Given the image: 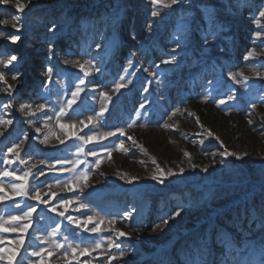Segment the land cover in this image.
<instances>
[{
    "label": "rangeland",
    "instance_id": "obj_1",
    "mask_svg": "<svg viewBox=\"0 0 264 264\" xmlns=\"http://www.w3.org/2000/svg\"><path fill=\"white\" fill-rule=\"evenodd\" d=\"M22 2L28 7L21 14L20 31L0 26V58L16 55L14 67L9 68L19 73L18 80L12 81L5 70L7 83L15 86L10 94L0 92V118L13 121L0 125L4 132L0 136V195L9 197L0 201V217L19 216L25 203L38 204L13 193L11 184L21 181L3 176L5 169L17 177L29 168L33 174L43 170V176L27 178L28 186H39L49 205H38L26 232L0 231L5 256L0 264H26L29 258L37 264L41 257L31 253L38 248L54 253H43L42 264H109V256L119 257V249L108 248L117 230L131 235L119 238L127 255L111 264H264V32L259 39L255 36L264 29V18L258 17L264 0H180L172 9L154 6L152 0ZM154 8L160 9L161 16L152 17ZM15 15L12 4L0 5V18ZM210 17L223 30L213 27L216 38L202 53L200 32L208 30ZM53 24L55 29L49 31ZM12 35L20 36L15 44ZM182 35L187 39H180ZM177 40L181 47L176 61L161 63ZM49 44L54 50L51 59ZM253 48L257 55L246 60ZM66 60L84 64L88 75ZM48 65L54 70L51 82L45 76ZM145 68L157 75L150 76ZM229 73L236 74L239 83ZM121 76L124 83L132 82L117 93L114 85L121 82ZM80 79L85 80L84 91L69 108ZM0 87L7 84L0 81ZM221 100L225 103L220 104ZM9 102L11 108L5 109L3 105ZM42 103L51 107L31 116L18 111L21 104L35 110ZM61 107L65 114L58 117ZM105 107L103 116L96 117ZM120 128L124 136L116 131ZM107 132L116 135L105 136ZM93 134L86 145L77 139ZM45 136L47 142L41 143ZM129 136L142 147L133 145ZM21 140L18 159L8 149ZM121 140L128 152L116 149ZM81 146L84 151L78 152ZM106 149L114 150L109 156ZM225 149L247 155L242 160L222 156ZM89 150L97 156L88 155ZM57 160L71 163L60 165ZM77 161L82 163L73 169ZM192 164L197 167L193 169ZM157 165L165 173L169 169L179 173L181 167L185 171L161 177L164 182L160 183L151 178L158 174ZM205 166L207 171H203ZM61 167L71 171H60ZM85 172L86 181L71 179ZM61 199L69 203L61 206ZM81 203L86 207L81 208ZM53 205L55 212L50 211ZM126 212L132 213L131 218H124ZM67 216L79 220V225L69 224ZM88 216L93 220L85 225ZM113 217L115 223L110 224ZM16 223L23 226L27 221L11 222V226ZM57 224L61 233L54 240L65 246L59 251L51 242L40 243ZM156 225L160 227L153 231ZM93 227L99 230L92 232ZM21 236L22 245L18 243ZM65 236L74 246L103 243L95 251L89 248L80 255L77 249L61 259L68 247Z\"/></svg>",
    "mask_w": 264,
    "mask_h": 264
},
{
    "label": "snow or ice",
    "instance_id": "obj_2",
    "mask_svg": "<svg viewBox=\"0 0 264 264\" xmlns=\"http://www.w3.org/2000/svg\"><path fill=\"white\" fill-rule=\"evenodd\" d=\"M30 2H31V0H29V3ZM179 3H180V0H152V4L154 6L155 5H159V6H161L164 9H172L174 5H177ZM9 4H12L14 6V8L16 9L17 15L12 17L11 19H9V18H0V26H9L10 25V27L12 29H15L16 32H19L21 27H22V25L19 23V21L22 19V15L21 14L24 13L25 8L28 7V4L22 2V0H0V5H5L6 6V5H9ZM237 6H243V5H237ZM151 15H152V17L161 16L160 9L159 8H154L152 13H151ZM258 17L259 18H264V7H260L258 9ZM253 19L256 21V23H259V19L256 16H254ZM55 27H56V25L53 24L52 28H50L49 31H53L55 29ZM213 27H215L216 31H222L223 30V25L215 24L214 23V18L213 17L209 18L208 30L200 32V39H201L202 43L199 46H200V49H201L202 53L203 52H207L208 48L211 47V41L215 40V38H216V32H214L212 30ZM151 28H152V25L149 24L148 25L149 31L151 30ZM196 31H199V30L197 29ZM262 32H264V29H262L261 31H257L255 33V36H256L257 39H259L261 37ZM10 39H11V42L13 44H15L17 41L20 40V36L19 35H12L10 37ZM132 39H135V35L134 34L132 35ZM180 39H187V36L182 35L180 37ZM97 47H99V45H97ZM180 47H181V44H180L179 40H177V42L175 44V47H173L171 49V51L168 53L167 58L163 59L161 61V63L167 65V64L175 62L176 61L177 49L180 48ZM48 52H49V59H51V56L54 54V50H53V47H52L51 44H49ZM255 55H257V53L255 52V49L253 48L251 51L248 52L247 56H245V59L247 60L249 57H253ZM17 59H18V57L16 55H14V54L10 55V57L7 58V59L0 58V81H4V83L7 84L6 88L5 87H0V92H9V94H10V90L14 88L15 85L14 84H8L7 80L5 79V76H6V71L5 70H7V72L11 73V80L12 81H17L18 77H19V73L18 72H12V69L9 68V66L13 65V62L17 61ZM65 63H72L74 65H77L80 68V70L82 72H84L85 76L88 75L87 71H85V65L84 64H80L79 61H67L66 60ZM85 63H88V61H85ZM128 64H129V66H131L132 65V61L129 60ZM13 67H14V65H13ZM155 67L157 69H159L160 65L157 64V65H155ZM96 70L99 71L98 68ZM53 71L54 70H53V67L51 65L46 66V68H45V76H46L48 82H51V80H52ZM144 71L148 72L150 76H156L157 75L156 72H149V70L147 68H145ZM125 73H128V69L127 68L125 69ZM241 75H243V74L241 73ZM257 75L259 76L261 74L258 72ZM229 76L231 77L232 80H234L237 83H239V81L237 80L236 74L229 73ZM120 81L121 82H116L115 85H114V91L117 92V93H119L122 88H125L127 86V84H130L132 82L131 80H128L126 83H124L123 82V81H125V77L124 76L120 77ZM84 84H85V80L84 79H80L79 83L76 85L75 90L71 94L72 95V100H70L68 102V107L69 108L79 98L80 93L82 91H84V89L81 87V85H84ZM145 91H147V88H145ZM101 95L103 97H105L108 101L112 100V97L109 96L107 92H102ZM232 98H233L232 96L228 97V99H230V100ZM224 103H225V101H223V100L220 101V104H224ZM11 106H12L11 102H9L8 104L3 105V107L5 109L11 108ZM46 107H51V106L48 105L47 103H42V104L37 105L35 110H33L31 105L21 104L19 109H18V111L24 113L26 116H31V115H35L36 112L44 111V109ZM252 107H255V105L253 104ZM140 108L143 109L144 108V104H141ZM106 110H107L106 107L102 108L100 112L96 113V117H98V118L102 117ZM178 111H180V109H176L175 110V112H178ZM175 112H173L172 115H175ZM64 114H65V109H64V107H61L59 112L57 113V116L60 117V116H62ZM190 115H191V113H190ZM88 121H89V123H91L93 121V117L89 116L88 117ZM197 122H199V118L198 117H197ZM12 123H13L12 120L5 121L3 118H0V125H10ZM80 123L83 124L84 122L81 121ZM249 123H252V121L249 120ZM75 126H76L75 124L71 125V127H75ZM165 126L167 127V125H165ZM60 127L63 129L64 127H66V125L60 124ZM85 127H87V125H85ZM128 127L129 128L133 127V124H129ZM40 131H41L40 128L36 129L37 133H39ZM116 131L119 132L120 136H124L125 135V131L122 128L117 129ZM3 135H4V132L0 131V136H3ZM104 135L105 136H114V135H116V132H107ZM208 135L211 136L212 133L209 131ZM93 138H94V134L93 135H85V136H78L77 137V139L81 140L83 142V144H85V145L88 144ZM24 139L25 140L28 139L27 134H25ZM128 139L132 140V144L133 145H135L137 147H142L140 145H137L136 141L133 140V138L131 136H129ZM217 139H218V137H217ZM46 142H47V136H45V139L42 140L41 143H46ZM23 143H24V141L21 140L19 144H13L12 147H10L8 149V152L9 153H15L16 157L19 159V157H20L19 149H20V147H21V145ZM60 143H64V141L61 140ZM201 143H203V141H201ZM123 145H124V141L121 140L120 143L116 145V149L122 150L124 152H128V149L124 148ZM113 150L114 149H106V151H108V153H109V156L111 155V151H113ZM77 151L78 152H83L84 151L83 146L79 147L77 149ZM88 155H91V156L95 157V156H97V153L95 151L89 150L88 151ZM184 155L186 157H189V159H190V154L188 152H185ZM221 155L222 156H234L237 160H242L244 158V156H246L247 154L246 153L238 154V153H235V152H229L227 149H225L221 153ZM5 163H12V161L5 160ZM20 163L26 165L27 161H25L23 159H20ZM40 163L44 164L45 161L41 160ZM56 163L60 164V165H64L65 163H71V162L70 161H66V160H57ZM79 163H82V162L81 161H77V164H73V169H75ZM153 163H155V159L154 158H153ZM96 166L97 167L99 166V160L96 161ZM32 167H35V165H33ZM191 167L193 169H195L197 167V165L192 164ZM157 169H158V174H153L151 178L153 180H159L160 183L164 182V180L161 179V177H164V179H167L168 177H173V176H176L178 174L182 175L184 173V171H185V169L181 167L179 169V173L174 172L172 169H169L167 171V173H165L163 169L159 168V165H157ZM50 170H54V166H52V169H50ZM207 170H208V168H207V166H205L203 171H207ZM60 171H71V169H65V168L61 167ZM2 175L3 176L16 177V179L21 181V183H19V184H11V189H12L13 193L16 196L26 198L27 200L37 201L38 204L34 205V204L25 203L23 208H20V205L17 204V207L20 208V215L19 216H10V217L7 218V220H5L3 217H0V231L7 232V231H16L17 229H19L21 231H25L26 232L27 229H28V226H30L31 223H32V215L36 211L38 205L39 204H43L45 206L49 205V201L48 200L42 199V194H41L40 187L39 186H33V187L30 188L28 186V179L27 178L29 176H34V175H35L36 178H38L39 176H43L44 172H43V170H38V172L36 174H33L31 168H29L28 171L23 173L22 176L17 177L16 173L14 171L10 172L7 169H5L4 172L2 173ZM71 179H82V180L86 181L88 179V174H87V172H85L81 176H75L74 175ZM70 182H71V180L69 181V183ZM128 182L131 183V180H129ZM56 183L59 184L60 181H57ZM48 187H51V185H48ZM0 191H3L2 185H0ZM44 195H47V193H45ZM55 195H56V193H52V196H55ZM6 198H9V197H7V193H5L4 195H0V201H3ZM68 203H69V201L61 199V206L67 205ZM80 207L84 208V207H86V205L81 203ZM50 211L55 212L56 211V206L55 205L51 206L50 207ZM58 215L61 216V217H64V212H59ZM131 215H132L131 212H126V213H124V218L125 219L131 218ZM175 215L179 216L180 212L177 211L175 213ZM21 219L27 221V223L24 224L23 226H21L19 223H16L15 227L11 226V222H18ZM65 219H67L69 224L76 223L77 225H79V220H75L74 221L73 217H71V216H67V217H65ZM92 220H93V217L92 216H88L86 221H85V225L87 223L92 222ZM98 223H100V222H98ZM109 223L110 224H114L115 223V217H113L109 221ZM163 223L167 224L168 220L167 219L163 220ZM5 224H9L10 226L6 228V227H4ZM159 227H160L159 225H156V227L153 229V231H155L156 228H159ZM98 230H99L98 227H93L91 229L92 232H97ZM60 233H61V226L59 224H57V226L55 228H53L50 232H48V234L45 237L40 239V243L44 244V243L51 242L52 244H54L56 251H59L60 249H64V247H65L64 244L54 240V238L57 235H59ZM130 235H131L130 233H125L123 231H118L117 230L116 231V240L109 239L108 248L119 249V257H117V256H109V264H111L112 260L122 259L124 256L127 255V252L122 248L121 243H118L117 241L119 240L120 237H125V236H130ZM64 240H65V242H68V237L65 236ZM0 243H2V240H0ZM18 243L21 244V245L24 243L23 236H21L19 238ZM102 243H103L102 241L97 240L95 243L90 244L88 247H82L80 244H76L74 246L72 243L68 242V247H67V249H65L62 252L60 258L61 259H67L69 257V255H70V253L75 254L77 249H80V253H79L80 255H84V254L88 253L89 248H91L93 251H95L96 249H99L101 247ZM43 253H47L48 256H52L54 254L52 251H49V250H47L45 248H38L37 250H34L31 253V256L41 257V261L37 262V264H42V261H43L42 254ZM12 255L14 257L15 256V252H13ZM4 259H5L4 249L0 248V260H4ZM9 260H11V258H9ZM26 264H34V262L29 258V259L26 260ZM199 264H205V262L200 261Z\"/></svg>",
    "mask_w": 264,
    "mask_h": 264
},
{
    "label": "trees",
    "instance_id": "obj_3",
    "mask_svg": "<svg viewBox=\"0 0 264 264\" xmlns=\"http://www.w3.org/2000/svg\"><path fill=\"white\" fill-rule=\"evenodd\" d=\"M239 211H240V210H237L238 213H239ZM237 212H236V214H237V216H238V213H237ZM227 220H228V219H227ZM229 221H231V220H229ZM225 226H226V225H225ZM231 254H232V252L229 251V256H231ZM249 262H250V261H249ZM249 262H248V263H249ZM225 264H229V263L227 262V263H225Z\"/></svg>",
    "mask_w": 264,
    "mask_h": 264
}]
</instances>
